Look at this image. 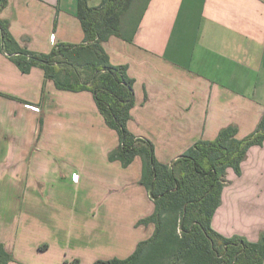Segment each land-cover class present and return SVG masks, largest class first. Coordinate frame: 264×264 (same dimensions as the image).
<instances>
[{
    "label": "crops",
    "instance_id": "0c3cea01",
    "mask_svg": "<svg viewBox=\"0 0 264 264\" xmlns=\"http://www.w3.org/2000/svg\"><path fill=\"white\" fill-rule=\"evenodd\" d=\"M77 5L9 0L0 17L23 46L49 53L84 41ZM103 46L135 80L129 130L152 140L162 163L230 124L243 138L264 116V0H150L132 42L112 35ZM118 144L91 91L59 89L42 68L24 73L0 50V243L14 257L8 264L126 258L152 236L153 223L137 224L155 209L140 183L142 160H109ZM247 199L264 202V144L249 149L241 175L228 170L213 228L261 237L264 218L244 209ZM238 217L244 228L235 230Z\"/></svg>",
    "mask_w": 264,
    "mask_h": 264
},
{
    "label": "trees",
    "instance_id": "16d2710c",
    "mask_svg": "<svg viewBox=\"0 0 264 264\" xmlns=\"http://www.w3.org/2000/svg\"><path fill=\"white\" fill-rule=\"evenodd\" d=\"M88 1L78 0L77 5L83 42H60L49 53L33 51L13 36L8 20L0 17V50L24 73L42 68L45 78L59 89L91 91L107 125L119 135L109 160L120 161L124 167L138 156L142 160L140 183L155 209L137 224L153 223L154 233L128 257L97 259L93 264H264V232L258 241H250L241 235L225 236L212 226L228 170L241 175L249 149L264 144V116L243 138L237 137V125L230 124L214 139H199L173 162H160L153 141L128 128L135 80L127 65L111 62L103 46L112 35L132 42L150 0H102L99 6ZM8 3L0 0V12ZM13 259L0 243V264Z\"/></svg>",
    "mask_w": 264,
    "mask_h": 264
},
{
    "label": "rangeland",
    "instance_id": "374dc122",
    "mask_svg": "<svg viewBox=\"0 0 264 264\" xmlns=\"http://www.w3.org/2000/svg\"><path fill=\"white\" fill-rule=\"evenodd\" d=\"M242 206L244 207V209H246V211L255 213V215L253 214L252 216L254 217L255 221H260L262 220V218H264V202L259 201V200H254V199H247L244 202H242ZM243 223H245V221L242 220L240 217H238V219L233 223L235 230L244 228L242 226ZM230 229H232V227ZM223 230L225 232H229V230L224 226H223ZM257 237L258 238L255 241H258L260 239V236H257Z\"/></svg>",
    "mask_w": 264,
    "mask_h": 264
},
{
    "label": "built area",
    "instance_id": "2783aa9c",
    "mask_svg": "<svg viewBox=\"0 0 264 264\" xmlns=\"http://www.w3.org/2000/svg\"><path fill=\"white\" fill-rule=\"evenodd\" d=\"M52 39H55V35H52ZM29 108H31L32 110L34 111H40V108L38 106H35V105H28ZM78 177L76 176V179Z\"/></svg>",
    "mask_w": 264,
    "mask_h": 264
}]
</instances>
